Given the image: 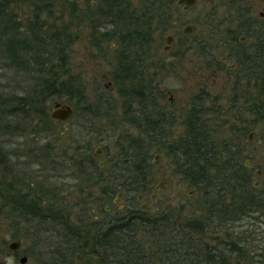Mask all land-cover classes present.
Wrapping results in <instances>:
<instances>
[{
	"label": "rangeland",
	"instance_id": "374dc122",
	"mask_svg": "<svg viewBox=\"0 0 264 264\" xmlns=\"http://www.w3.org/2000/svg\"><path fill=\"white\" fill-rule=\"evenodd\" d=\"M12 1L6 10L7 16L0 17V94L20 97L27 92L29 94L41 82L37 78L33 81L30 78L32 76L22 72L21 68H11L8 64L9 57L3 58L1 52L9 29L3 32L1 29L6 26L4 17L10 20L13 17L18 21L17 25L21 27L19 33L32 27V5L36 2ZM100 2L101 0H52L47 7L41 5L45 10L40 14L39 23L48 24L43 25L45 31H58L62 36L60 45H67L64 49V68L61 70L55 67L54 71L59 79H65L67 75L78 78L84 86V100L61 97L46 101L48 117L54 102L73 109V116L66 125L49 118V126L44 127L47 133H36L41 127L39 123L33 125L35 122L30 123L23 116L0 117V264H6L8 258H12L14 264H20L23 257L27 259L25 264H99V256L91 252L90 243L86 245L84 239L78 238L76 243L72 241L75 255H69L67 246L70 245L64 244L62 240L64 228L73 224L77 227V232L81 233L85 231L84 225L87 224L90 229V221L102 220L101 210L106 211L108 208V213L117 216L128 208V199L133 196L137 198L139 194L143 195V200L135 202L137 207L145 204V214L153 219L160 217L161 220L165 216L166 221L173 223L181 222L183 217L211 220L207 229L206 226L204 228L206 242L212 245L216 237L229 234L235 247L240 250L242 256H234L230 263L264 264L263 211H257V208L254 213L243 211L228 221L220 211L216 212L217 208L211 211L208 207L214 201L216 205L223 204L228 209H239V189H235L236 200H225L223 203V199L213 196V200L209 201L176 173L178 162L168 154V149L149 145L153 140L139 142L138 145L142 144L141 153L137 149L126 152L128 144H134L132 138L139 137V131L125 122L124 108L113 87L111 72L116 62L115 41L108 43L101 51L92 44V36H98V33L92 32L90 20L94 21L97 16L96 8ZM143 3V0H130L129 10L141 15ZM171 8L173 13L170 22L157 25L153 30L151 62H142L144 67H148L146 81L152 80V90L157 92L153 93L154 104L165 113L167 120L173 121L168 129L169 139L182 134V123L193 104L196 105L209 117L211 137L208 141L219 154L216 156L223 157L222 161L224 160L222 144L226 141L234 146L231 147L234 153L240 149L241 163L254 167L247 172L248 189L253 191L252 185L258 181L259 188L253 194L255 198H264V85L261 89H255L253 97L249 93L240 94L234 89L233 81L239 71L246 67L238 66V70L229 72L223 65L217 66L220 58L226 55L228 63L238 62L240 57L235 54L234 48L240 37L246 36L243 44L246 49L253 42L248 37L255 31L253 27L256 25L253 26L252 20L254 16L256 21L259 20V13L264 12V0H197L196 5L186 12L175 5ZM186 24L196 27L195 33L190 37L181 34V29ZM105 29L103 27L99 31L103 32ZM167 35L172 36L173 41L169 50L163 52ZM261 36L264 38V34ZM57 63L53 59L52 64ZM259 69L264 70V67ZM39 80L42 81V78ZM99 99L103 104H96ZM252 105L263 106L260 107L262 120L258 115L254 114L253 117L236 109L243 106L247 112ZM0 111L3 112L1 106ZM73 149L79 153V165L73 172L74 177L67 169L71 157L69 152ZM97 149L100 156L95 153ZM142 152L147 156L145 163L149 167L145 191L132 193L127 189L116 190L101 210L92 205L93 195L98 192L94 186L97 175L109 177L111 174V185L118 187L124 180L123 166L127 168L137 165V160L140 162L143 156ZM127 156L130 157L126 158ZM90 166L94 168L90 169ZM114 166L118 170H114ZM256 170L261 171V176L257 179L254 178ZM14 178L20 182H28L34 189L40 188L42 191L53 192L56 186L66 185L69 190L73 188L74 193L77 190L78 193H73L75 202L71 204L70 196H65L61 205L56 203L51 218L43 209L49 205L39 204L36 207L40 210L37 214L48 219L45 222L31 220L25 223L22 219L14 222L15 214L11 213L2 199L6 197L9 187H13ZM139 180L138 177L137 181ZM233 187L235 185L230 181L224 189L228 191ZM90 194H93V199ZM72 207L74 214H70ZM55 220L61 222L62 226L55 225ZM73 238L76 240L75 236ZM12 242L19 243L18 249L9 250ZM242 257L245 259L242 260Z\"/></svg>",
	"mask_w": 264,
	"mask_h": 264
},
{
	"label": "trees",
	"instance_id": "16d2710c",
	"mask_svg": "<svg viewBox=\"0 0 264 264\" xmlns=\"http://www.w3.org/2000/svg\"><path fill=\"white\" fill-rule=\"evenodd\" d=\"M10 1L12 0H0V17L7 16L6 10ZM51 1L34 0L32 2H36L32 5L33 24L30 23L32 27L25 28L22 33H19L21 27L17 25L18 21L13 17L11 20L4 17L6 26L1 29L2 32L9 29L8 38H5L6 42L1 52L3 58L9 57L8 64L12 66L11 68H21L22 72L29 77L32 76L30 78L33 81L37 78L41 83H38L37 88L31 89L29 94L27 92L20 97L13 95L7 97L0 94V106L3 108V112L0 111V117L23 116L30 123L35 122L33 125L39 123L41 127L36 130L39 134L47 133L44 127L50 124L46 101L61 97L69 100H84L82 93L84 86L78 78L67 75L65 79H59V75L54 71L55 67L63 70L64 49L67 45H60L62 36L58 31L51 29L45 31L43 25L48 24L39 23L40 14L45 10L41 5L47 7ZM143 2V12L138 15L137 12L129 10L130 0H101L96 8L95 22L90 20L92 32L98 33V36L93 35L91 38L93 46L98 51L103 50L104 46L112 41H115L117 46L114 51L116 62L111 72L113 87L117 99L124 108L125 122L139 131V137L132 138L134 144H128L126 152L137 149L136 151L141 153L142 144H138L147 139L153 140L154 142H150L149 145H156V147L167 144L168 154L175 157L178 162L176 173L209 201L213 200L211 198L213 196L223 199V203L225 200H236L235 189L241 191L239 209H228L227 206L216 205L212 201L208 204L211 211L217 208L216 212L220 211L224 217L228 218V221L242 214L243 211L254 213L256 208L257 211L258 209L263 211L259 214H264V198H255L253 194L255 190L248 189L247 172L249 170L241 163L240 149L234 153L231 151V147L234 146L227 141L223 142L224 160L222 161L223 157H217L216 155L219 154L214 145L208 141L211 137L209 117L205 116L206 114L196 105L193 104L182 123L183 130L179 135L180 143L185 144L182 153L178 154L171 149L167 140L170 132L168 134L166 130L171 124L173 125V121L167 120L165 113L154 104L153 93L157 92L152 90L150 83L152 80L146 81L148 67H144L142 62H151L153 30L157 25L161 26L170 22L173 13L171 7L175 0H143ZM103 27L106 28L105 31L100 32L99 30ZM53 59H56L57 65L52 64ZM41 78L42 81L39 80ZM103 99L108 101L106 97ZM96 104L103 103L99 99ZM254 114L262 118L259 109L255 108ZM37 119L39 120L36 122ZM121 149L125 150L123 146ZM142 155L140 162L137 160V165L133 164L127 168L123 166L124 180L118 187L111 185V174V177L97 175L98 179L94 182V186L98 192L97 195L90 194V198L94 196L92 205H96L101 210L108 204L110 195L116 190L127 189L132 193H143L149 167L145 163L146 154L142 152ZM128 157L130 156L126 158ZM121 163L124 164V162ZM90 164L92 165L91 162ZM115 169L118 170L116 166H114ZM138 177L139 181H137ZM230 181L235 188L226 191L224 187ZM128 202V208L117 216L111 215L105 209L101 210L102 220L90 221V229L89 225L85 224L83 229L85 231L77 232L76 240L74 236L71 238L68 235L63 236V243L70 245V247L67 246L69 255H75L72 241L76 243L79 238V240L84 239L86 245L90 243L91 252L99 256V264H232L230 262L234 256L237 255L239 258L242 256L229 234L216 237L212 245L206 242L204 228L206 226L205 229H207L211 220L201 217H183L181 222L173 223L166 221L165 216L161 220H159L160 217L153 219L137 207L134 196L130 197ZM244 259L245 257H242V260Z\"/></svg>",
	"mask_w": 264,
	"mask_h": 264
},
{
	"label": "flooded vegetation",
	"instance_id": "af4514ba",
	"mask_svg": "<svg viewBox=\"0 0 264 264\" xmlns=\"http://www.w3.org/2000/svg\"><path fill=\"white\" fill-rule=\"evenodd\" d=\"M253 19L254 20H252V24L253 26L256 25L255 27H253L255 28L254 30L256 31V33L254 31L252 35L248 36L249 38L252 39L253 42L250 45H248L246 49L243 45L244 41L246 40V36H243L238 39V42L235 45L234 52L236 55H238V57H240L238 62L228 63V56L226 55V56H222L219 60V63L217 64L218 67H220V65H223L225 70L229 72L236 71L238 66H245L246 68L240 70L239 73L234 78V81H233L234 89L240 94L249 93L252 97L255 94L254 93L255 89L258 87L259 89H261L262 88L261 86L264 85V70L259 69L261 67L262 68L264 67V43H263L264 38H262L261 36L264 34V22H263L264 12L259 13V20H262V21H259V20L256 21L255 16L253 17ZM252 106L253 107L251 108L248 107L247 112L244 111L245 109L243 106L236 107V109L239 111L241 110L242 112L252 115L254 117V109L256 108L260 110L261 109L260 107L263 108L262 105L260 106L252 105ZM171 125L169 126V128L171 127ZM169 128H167V130ZM167 130L166 132L168 133ZM169 136L167 140H168V143L171 145V149L175 150L178 154H181L183 151V148L185 147V144L180 143L179 141L180 136L174 135L172 140L169 139ZM173 140H175V142ZM166 143L167 142H165V144ZM161 147H164V149L169 148L167 144ZM69 154L71 155V157H70V160L68 161L67 169L71 171V176L74 177L73 172L74 170L78 169L79 153L77 150L73 149L69 152ZM83 163H85V161ZM245 167L249 171L253 170L254 168V167L250 168L246 165ZM12 184H13V187L12 188L9 187L6 197H3L2 199L4 201L3 203L8 205L9 208L11 209V213L15 214L16 217H15L14 222H17L18 221L17 219H22L23 222L25 223L31 222V220L42 223V222L47 221L48 219L42 218V216L41 217L38 216L37 211H40V210H38L36 207L39 204L49 205L48 207L45 206L43 209L45 212L50 214V218H51L52 212H54V209H53L54 205L56 203H59V205H61L60 203L64 202L65 196L66 198L70 196L69 197L70 204L72 202H75V200L73 199V193H74L73 188L69 190V188L66 187V185H64V187L56 186L54 190H52L53 192H50V191L48 192L44 190L42 191V189L40 188L34 189L30 185V183L25 182V181L20 182L15 178L13 179ZM258 188L259 187H253L254 190ZM76 193H78V190L76 191ZM76 193L74 194L77 195ZM138 197H140V199H138ZM142 200H143V195L139 194L136 198V201L141 202ZM76 203H77V200H76ZM142 205L139 206L140 209ZM106 211L109 212V209L106 208ZM73 212H74V209L72 207L70 214H74ZM54 223L55 225L62 226V223L59 221L55 220ZM76 228L77 227L73 226V224H70V226H66L64 228L65 231H64L63 236H67V235L69 237L76 236L77 235Z\"/></svg>",
	"mask_w": 264,
	"mask_h": 264
},
{
	"label": "water",
	"instance_id": "95a60500",
	"mask_svg": "<svg viewBox=\"0 0 264 264\" xmlns=\"http://www.w3.org/2000/svg\"><path fill=\"white\" fill-rule=\"evenodd\" d=\"M70 1V0H69ZM197 3V0H175L174 5L175 7L180 8L183 12L188 11L192 7H194ZM196 31V27L192 24H186L182 27L181 29V34L186 37L192 36ZM173 41L172 36L167 35L165 37V45L162 49L163 52H167L170 48V45ZM73 116V109L68 106L61 104L59 102H54L51 108V112L49 115V118L57 123H64L66 125V122ZM97 156H100V152L98 149L95 151ZM248 167L252 168L253 165L247 164ZM102 166V164H100ZM261 176V171L256 170L254 173V178L257 179ZM254 187H258V181L254 182L253 184ZM140 199V197H138ZM146 205L143 204L141 206L142 210H145ZM19 247L18 242H12L9 244V250H16ZM27 259L25 257L20 259V264H25Z\"/></svg>",
	"mask_w": 264,
	"mask_h": 264
},
{
	"label": "clouds",
	"instance_id": "9594fccd",
	"mask_svg": "<svg viewBox=\"0 0 264 264\" xmlns=\"http://www.w3.org/2000/svg\"><path fill=\"white\" fill-rule=\"evenodd\" d=\"M6 264H14V260L12 258H8Z\"/></svg>",
	"mask_w": 264,
	"mask_h": 264
}]
</instances>
